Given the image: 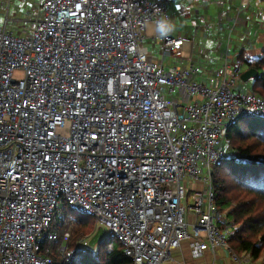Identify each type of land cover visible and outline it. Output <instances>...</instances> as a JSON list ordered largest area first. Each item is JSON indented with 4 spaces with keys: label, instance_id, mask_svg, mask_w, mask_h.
<instances>
[{
    "label": "built area",
    "instance_id": "built-area-1",
    "mask_svg": "<svg viewBox=\"0 0 264 264\" xmlns=\"http://www.w3.org/2000/svg\"><path fill=\"white\" fill-rule=\"evenodd\" d=\"M252 1L224 14L229 0H34L14 19L11 0L3 5L0 264H54L51 247L41 249L56 240L49 228L63 201L115 235L132 264H163L187 240L196 258L225 248L251 264L229 246L212 172L227 128L264 118V96L234 68V51L253 48L263 29L251 26L262 16ZM176 2L221 11L215 23L197 14L191 37L160 38L156 21L176 26ZM94 232L76 248L91 247Z\"/></svg>",
    "mask_w": 264,
    "mask_h": 264
},
{
    "label": "trees",
    "instance_id": "trees-1",
    "mask_svg": "<svg viewBox=\"0 0 264 264\" xmlns=\"http://www.w3.org/2000/svg\"><path fill=\"white\" fill-rule=\"evenodd\" d=\"M236 59L241 67L235 70L240 75L251 68L257 70L251 86L264 96V50L255 57L241 51ZM212 181L215 203L226 218L221 226L231 229L229 246L239 254L249 253L254 264H264V118H241L227 128L223 157L213 168ZM94 229V217L77 213L63 201L49 228L56 240L50 244L47 239L41 252L50 246L54 264H132L122 242L110 233L95 246L78 250L77 242ZM67 231L70 236L62 258L57 248Z\"/></svg>",
    "mask_w": 264,
    "mask_h": 264
},
{
    "label": "crops",
    "instance_id": "crops-1",
    "mask_svg": "<svg viewBox=\"0 0 264 264\" xmlns=\"http://www.w3.org/2000/svg\"><path fill=\"white\" fill-rule=\"evenodd\" d=\"M8 1H10V0L5 1L4 4ZM32 1L34 2V0H32ZM200 1H203V0H200ZM229 1L231 3L230 8L224 10L223 11L224 14H228V12H232L233 9L235 8L236 0H229ZM11 4H12V0H11ZM262 4H264V0H254L251 2V11H250L251 14H254L257 11V9L259 8V6H261V9H262V16L258 17L256 15H254V19L251 22V26L253 25V28L256 29V28H258V26H261L260 24H262V27H263V29L259 30V33L255 35V36H259V37L253 43L254 47L253 48L246 47L243 50L244 52L248 53L250 56H253V57L258 55V51H260V50L262 51L264 49V7L262 6ZM207 7L212 9V10H209L208 15L210 16L211 22L215 23L217 20V17H218V12H220L221 9L218 8L215 4L207 5ZM170 9H171V12H172L175 20H177V17H180V22L182 20H186V18L189 17V16H186L188 13H191L192 15L194 14L192 12V9L190 10V8H186V10H182L180 8H177L176 4L175 5L172 4L170 6ZM196 10H198V7H196ZM197 14H200L202 16L206 15L200 11L198 13L195 12V16L194 15L193 16L196 19H199L197 17ZM193 22H196V21L191 19V22L189 23V25L191 24V29L189 27H186L187 26V20H186V24L184 26H182V28H180L177 25L178 22H176V26L174 28V31L176 33H179V30H180L181 33L189 36L190 33H187L186 31H188V29H189V31L192 33V26L194 25ZM226 26H227V24H226ZM177 27H178V30H177ZM217 31H218L219 36L222 39L225 35V30L220 29ZM193 50H194V48H193ZM239 51L240 50H238L237 52H239ZM163 264H238V263L230 256V253L225 248H219L214 253H212L209 250H206L201 257L196 258L192 254L190 241L187 240V241L182 242V245L180 248L174 250L173 258L171 260L164 262ZM251 264H254L253 261L251 262Z\"/></svg>",
    "mask_w": 264,
    "mask_h": 264
},
{
    "label": "rangeland",
    "instance_id": "rangeland-1",
    "mask_svg": "<svg viewBox=\"0 0 264 264\" xmlns=\"http://www.w3.org/2000/svg\"><path fill=\"white\" fill-rule=\"evenodd\" d=\"M5 1H7V0H0V11H1V9L3 8V5H4V2ZM239 2V0H236V5H237V3ZM31 4H33V1L32 0H12V4H11V6H10V15H11V18L12 19H14L15 17L13 16V15H15V16H17V17H20V15L21 16H23V15H25V13H26V11H27V9H28V7L31 5ZM176 4V7L177 8H180V9H182V10H186V5H184V4H182L181 2H176V3H173V5H175ZM262 6L264 7V4H262ZM196 7H198L197 5H195L193 8H192V12L193 13H198L199 11L200 12H202L203 14H206V15H208V12H209V10H212V9H210V8H208V7H205L204 9H199V10H196ZM214 10V9H213ZM3 12H5V10H2ZM186 16H189V17H187L186 18V20H187V26L186 27H190V25H189V23L191 22V19H193V20H195L198 24H202L203 23V20L202 19H196L191 13H188ZM0 18L1 19H3L4 18V14H1L0 15ZM178 23H180L181 24V22H180V17H177V20H176ZM30 24H31V26L33 27L34 26V22H29ZM22 23H18V22H16V23H11L10 24V27H11V29L13 30V32H18V31H20L21 32V34H24V30H23V27L21 26V27H19V25H21ZM187 32H189V29H188V31ZM190 37H191V35H189ZM193 41H194V53L197 55L198 53H199V51H198V48H199V45H200V40H199V38H195V39H193ZM145 45H146V47H148L149 48V51H154L155 53H156V50H154V46H153V42H152V40L151 39H148V40H146L145 41ZM264 50V49H263ZM263 50L261 51H258V55H260V53H262L263 52ZM236 51H238V49H236L234 52H236ZM247 55V53L245 52V56ZM156 58H158V59H160L161 58V55H160V53H157V54H155L154 55ZM183 66H185V65H183ZM235 67H241V65H240V61L238 60V59H235V61H234V68ZM240 77H241V75H240ZM258 94V93H257ZM263 96V95H262ZM201 188V186L199 185V184H196V185H194L192 188ZM189 189H191V187H189ZM227 220H228V218H227ZM226 222V218H222V221H221V223H225ZM94 230H96V229H94ZM91 235V234H90ZM88 236V235H87ZM259 264V263H258Z\"/></svg>",
    "mask_w": 264,
    "mask_h": 264
},
{
    "label": "water",
    "instance_id": "water-1",
    "mask_svg": "<svg viewBox=\"0 0 264 264\" xmlns=\"http://www.w3.org/2000/svg\"><path fill=\"white\" fill-rule=\"evenodd\" d=\"M257 74H258L257 70H255L254 68H251L245 71L243 74H241V79L244 82H248L251 79L255 78ZM106 235L107 234L103 228L101 227L97 228L89 241L90 246L91 247L95 246Z\"/></svg>",
    "mask_w": 264,
    "mask_h": 264
},
{
    "label": "clouds",
    "instance_id": "clouds-1",
    "mask_svg": "<svg viewBox=\"0 0 264 264\" xmlns=\"http://www.w3.org/2000/svg\"><path fill=\"white\" fill-rule=\"evenodd\" d=\"M175 26L167 20V18H163L156 21L155 31L159 33L160 38L167 37L172 31H174Z\"/></svg>",
    "mask_w": 264,
    "mask_h": 264
},
{
    "label": "bare ground",
    "instance_id": "bare-ground-1",
    "mask_svg": "<svg viewBox=\"0 0 264 264\" xmlns=\"http://www.w3.org/2000/svg\"><path fill=\"white\" fill-rule=\"evenodd\" d=\"M230 245V244H229Z\"/></svg>",
    "mask_w": 264,
    "mask_h": 264
}]
</instances>
